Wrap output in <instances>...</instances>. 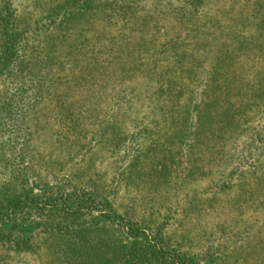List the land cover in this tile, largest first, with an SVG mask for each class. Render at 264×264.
I'll list each match as a JSON object with an SVG mask.
<instances>
[{
	"label": "rangeland",
	"instance_id": "374dc122",
	"mask_svg": "<svg viewBox=\"0 0 264 264\" xmlns=\"http://www.w3.org/2000/svg\"><path fill=\"white\" fill-rule=\"evenodd\" d=\"M263 8L0 0V58L4 33L16 51L0 71V198L89 193L153 249L264 264ZM118 242L127 230L97 212L31 211L0 222V264H116Z\"/></svg>",
	"mask_w": 264,
	"mask_h": 264
},
{
	"label": "trees",
	"instance_id": "16d2710c",
	"mask_svg": "<svg viewBox=\"0 0 264 264\" xmlns=\"http://www.w3.org/2000/svg\"><path fill=\"white\" fill-rule=\"evenodd\" d=\"M200 4L201 0H192L194 7L197 8ZM5 8L6 15L2 18L1 24L6 30L9 28L10 11L8 10V5ZM4 37L5 44L0 58V71L3 67H7L16 56L13 36L8 38L7 34L4 33ZM101 205V203H96L89 193L63 196L53 192L13 195L12 197L0 198V222H16L22 215L31 211H38L45 215L60 214L69 218L97 212L108 221L121 223L127 230L130 240L128 245L118 242V247L112 251L114 252L112 259L116 264H194L189 258L186 259L168 249L162 248L159 243H156L155 249H153V245L148 243L147 236L137 225L132 226L129 222H125L124 218L114 211L100 210L99 207ZM16 246L18 249H21V246L25 249H30V244L25 241L18 242ZM83 248L84 245L78 247L76 244H70L67 246V249L71 251L69 253L73 256H80Z\"/></svg>",
	"mask_w": 264,
	"mask_h": 264
}]
</instances>
